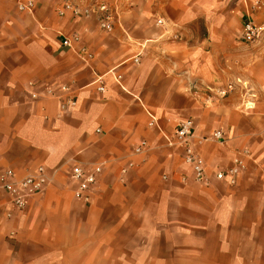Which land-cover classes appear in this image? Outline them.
I'll list each match as a JSON object with an SVG mask.
<instances>
[{"label":"crops","instance_id":"obj_1","mask_svg":"<svg viewBox=\"0 0 264 264\" xmlns=\"http://www.w3.org/2000/svg\"><path fill=\"white\" fill-rule=\"evenodd\" d=\"M95 1L33 0L30 14L0 0V169L23 177L43 166L54 176L23 210L0 190V264L167 263L159 249L209 239L225 241L211 248L233 264L255 263V231H264V44L241 41L243 1L117 0L113 32L96 16L60 13ZM64 87L75 106H66ZM150 115L167 135L188 120L201 137L223 131L224 145L200 153L213 175L246 152L237 183H197ZM96 165L94 201L84 205L72 169Z\"/></svg>","mask_w":264,"mask_h":264},{"label":"built area","instance_id":"obj_2","mask_svg":"<svg viewBox=\"0 0 264 264\" xmlns=\"http://www.w3.org/2000/svg\"><path fill=\"white\" fill-rule=\"evenodd\" d=\"M20 11L32 14L34 11L33 0H16ZM245 8V20L241 30V41L246 45H254L257 43L264 44V3L261 0H242ZM117 0H98L84 7L66 3L60 11L63 14L65 11L72 12L75 16L92 17L96 16L100 28L113 32L116 23L120 16V9L116 6ZM161 22V21H159ZM75 39H66L64 44L66 47L73 49ZM84 60L88 59L85 55H81ZM118 81L119 77H115ZM99 78L97 82H101ZM63 90L69 94L66 106L73 107L76 105L75 97L71 96V91L68 87ZM103 91V87L98 88ZM232 88L221 89L217 96L226 98ZM151 117V125L156 126L160 131L158 123L154 116ZM162 132V131H161ZM167 145L174 149L180 156L184 164L192 169L194 180L204 186H210L213 179L220 182H228L230 185H235L237 180L247 167L249 155L239 153L232 159V165L228 168L218 169L213 172V175L205 167L204 159L200 153V148L207 143L215 142L224 145L227 141L223 131H215L209 137H201L196 134V125L193 121L188 120L181 123L173 135H167L162 132ZM141 149H137L140 152ZM102 167L96 165L93 168L84 166H76L72 169L71 179L75 183L74 197L84 204L90 205L94 201V189L98 183ZM264 175V170H263ZM54 176L50 174L48 169L41 166L36 172L28 173L23 177H19L11 170L0 169V190L7 193L11 198L13 207L17 210H23L28 200L40 193L47 187L52 185Z\"/></svg>","mask_w":264,"mask_h":264},{"label":"rangeland","instance_id":"obj_3","mask_svg":"<svg viewBox=\"0 0 264 264\" xmlns=\"http://www.w3.org/2000/svg\"><path fill=\"white\" fill-rule=\"evenodd\" d=\"M255 110V107L253 108ZM252 110H246L245 106L242 107L240 110H246V111H253ZM221 242H225L222 241L220 239H209L206 242H203L201 244V246H199L198 248H187V247H179L176 248L174 250L173 253L170 254L167 253L166 249H159V258L160 259H169L170 262L167 263H158V264H233L231 262V258L230 257H226V256H221V254H219L220 250L216 249H212L211 245L213 244H218ZM255 254L252 256L251 252L249 254L250 259H252L256 256V262L255 263H249V264H264V231H260V230H256L255 231ZM161 245H163V243H161ZM208 246V247H204V246ZM206 248V249H205ZM136 249L132 248L129 249V255H131L133 258L131 259H135L134 256L136 255ZM239 252L240 255H242V253H247V249H239L236 250ZM139 255V254H138ZM247 255V254H246ZM190 260L192 259L195 262H187L185 263L184 260ZM41 264H54V263H48L47 261ZM100 264V263H97ZM102 264V263H101ZM107 264V263H106ZM111 264H125V263H111ZM127 264H142V263H127ZM143 264H156V263H143ZM244 264V263H243Z\"/></svg>","mask_w":264,"mask_h":264}]
</instances>
